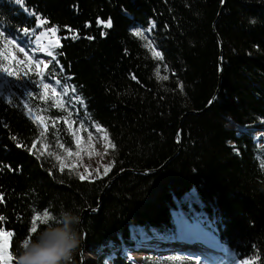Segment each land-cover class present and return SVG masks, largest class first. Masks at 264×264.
Segmentation results:
<instances>
[{"label": "trees", "instance_id": "16d2710c", "mask_svg": "<svg viewBox=\"0 0 264 264\" xmlns=\"http://www.w3.org/2000/svg\"><path fill=\"white\" fill-rule=\"evenodd\" d=\"M9 41L51 62H17ZM0 51L20 77L0 97V229L14 256L36 215L65 209L81 219L72 264H137L129 252L264 264V0H0ZM98 128L110 174L61 171L73 133ZM125 170L146 174L105 191Z\"/></svg>", "mask_w": 264, "mask_h": 264}, {"label": "rangeland", "instance_id": "374dc122", "mask_svg": "<svg viewBox=\"0 0 264 264\" xmlns=\"http://www.w3.org/2000/svg\"><path fill=\"white\" fill-rule=\"evenodd\" d=\"M5 47L7 50H9L10 54L17 62H34V59H36L37 62L35 64V68L40 72L44 71L45 68L48 66L49 62H51V59L48 56L50 52L49 50L41 51L38 49L39 54L38 56H36V58H34V55L24 53L23 51H21L20 48L13 44L5 43ZM4 68H7L13 74L8 75L5 71H3ZM19 78L20 77L17 71L11 69V67L9 66L6 56L0 53V97H8V87H11V82L18 83ZM47 92L49 94H53V91L50 88H47ZM30 116L37 123L41 122V120L35 117L32 113L30 114ZM98 129L99 131H97L96 129L91 132V138H83L80 135V131L78 130L76 135H79L82 138L80 147L77 148L75 142V149L72 150L73 155L69 156L66 151L64 156H60V158L58 159L60 166L63 165L65 166L64 168L74 170L76 173L79 174V176L84 175L85 177H87L85 180L88 181L101 179L110 174L114 167V164L110 156L109 146L107 140L105 139V135L103 134L102 130H100V128ZM42 151L44 152L43 148ZM76 153H79V155H77ZM105 168H110V171H108L107 175H105ZM197 247L205 250L204 244L200 241ZM146 256L147 255L145 253H128V259L132 260L137 264H140V262ZM168 257H171V255L167 253L162 254V252L161 254H159V258ZM84 259L88 262L94 260V256L86 253L84 254ZM0 264H4V262L0 261Z\"/></svg>", "mask_w": 264, "mask_h": 264}, {"label": "clouds", "instance_id": "9594fccd", "mask_svg": "<svg viewBox=\"0 0 264 264\" xmlns=\"http://www.w3.org/2000/svg\"><path fill=\"white\" fill-rule=\"evenodd\" d=\"M80 222L79 215L61 209L55 222H46L45 227L34 234L35 239L29 238L21 244L17 264H72L81 245V236L76 229Z\"/></svg>", "mask_w": 264, "mask_h": 264}, {"label": "snow or ice", "instance_id": "6c2138e0", "mask_svg": "<svg viewBox=\"0 0 264 264\" xmlns=\"http://www.w3.org/2000/svg\"><path fill=\"white\" fill-rule=\"evenodd\" d=\"M22 2V0H17V3ZM254 22V21H253ZM41 23H44V21H41ZM107 27H111L112 26V22L111 20L108 21ZM137 35H140V33H137ZM9 43H12V41H9ZM21 51H23V49H21ZM49 55L51 56V52H49ZM155 56L157 59H163V57L161 56V54L159 52L155 53ZM31 59V58H30ZM3 71H5L8 75H12L13 73L10 72L7 68H4ZM43 87L46 89L48 87L47 84L43 85ZM56 107H62V105H56ZM71 115V113H69V116ZM67 122V121H66ZM55 121L53 122V127H55ZM74 123V121H73ZM69 128H71V124H69ZM97 131H99V129H97ZM41 135H43V133H41ZM73 135L75 136V142H76V147L79 148L80 144H81V137L79 135H76V133H73ZM89 138H91V133H89ZM105 139H107V137L105 136ZM33 147H35V145H33ZM45 149L48 147V145L44 146ZM61 148H64V145L61 144L60 145ZM65 151H67L68 155L71 156L73 155L72 151L70 148H66ZM43 154V153H41ZM77 155H79V153H76ZM57 159H59V157H57ZM65 166H61V171H63V168ZM99 171V170H97ZM108 171H110V168H105V175H107ZM87 177H85L84 175H80L79 179L81 180H85ZM3 200V197L0 196V201ZM4 217L0 216V220H3ZM54 219L53 216L50 215V213L45 210L44 213L42 215H36L35 219L32 220L31 223V227H30V232L32 234H35L38 231V227L36 222L39 221L40 224L45 225L46 222L50 221ZM13 233L10 231H5L3 229H0V261H3L4 264H13V262H15V264H17L16 261V256L13 255V252L10 250L12 247V243H11V238L13 237ZM29 238H27L26 240H28ZM177 264H184L183 261L179 260V258H177ZM191 264V262H190ZM195 264H199V261H196ZM244 264H252L251 261H244Z\"/></svg>", "mask_w": 264, "mask_h": 264}, {"label": "water", "instance_id": "95a60500", "mask_svg": "<svg viewBox=\"0 0 264 264\" xmlns=\"http://www.w3.org/2000/svg\"><path fill=\"white\" fill-rule=\"evenodd\" d=\"M223 10H224V5H223V7H222V9H221V13H222ZM218 40H219V43H220V54H221L220 64L222 65L221 62H222V56H223V45H222L221 39H219V37H218ZM221 75H222V73H220V84H219V88H218V90H217V94H218V92L220 91V88H221ZM127 172H134V173H137V174H146V171L125 170V171H123L122 173H120L119 175H117L115 178H113L112 181L109 182V184H108L107 187L105 188V191L108 189V187H109L110 185L113 184L114 181H116L119 177H121L123 174H125V173H127ZM87 212L90 213V212H93V211L88 210Z\"/></svg>", "mask_w": 264, "mask_h": 264}, {"label": "bare ground", "instance_id": "6f19581e", "mask_svg": "<svg viewBox=\"0 0 264 264\" xmlns=\"http://www.w3.org/2000/svg\"><path fill=\"white\" fill-rule=\"evenodd\" d=\"M38 49V48H37ZM39 50H41V51H46L47 49H46V47H41ZM39 50H38V53H39ZM48 56H50V55H48Z\"/></svg>", "mask_w": 264, "mask_h": 264}]
</instances>
